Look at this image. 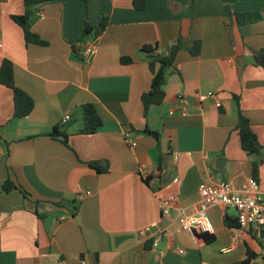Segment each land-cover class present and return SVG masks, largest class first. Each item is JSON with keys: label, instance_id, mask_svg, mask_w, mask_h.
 <instances>
[{"label": "crops", "instance_id": "crops-1", "mask_svg": "<svg viewBox=\"0 0 264 264\" xmlns=\"http://www.w3.org/2000/svg\"><path fill=\"white\" fill-rule=\"evenodd\" d=\"M143 2L142 8L133 0L37 5L31 30L47 41L38 45L26 43L11 19L24 12L23 0H0V63L12 62L16 86L34 100L28 115L14 118L12 91L0 84V186L10 178L28 193L0 187V264H264L262 234L240 229L234 219V227L225 223L236 218L232 208L206 211L214 227L204 233L209 242L178 228L182 214L197 210L199 184L240 186L254 177L255 157L241 148L235 127L234 96L262 146L254 178L264 191V70L253 57L264 50V0L231 4L235 12H261L246 26L222 0ZM103 18L107 25L87 62L82 42L94 31L84 35V27ZM178 38L183 48L166 76L164 99L144 116L141 94L151 72L140 49L155 45L163 53ZM193 40L200 42L197 55L189 52ZM208 92L213 97H202ZM84 103L102 120L92 134L77 132ZM66 114L71 118L61 124ZM60 125L69 146L48 135ZM169 195L176 201L163 214L160 203Z\"/></svg>", "mask_w": 264, "mask_h": 264}, {"label": "trees", "instance_id": "trees-1", "mask_svg": "<svg viewBox=\"0 0 264 264\" xmlns=\"http://www.w3.org/2000/svg\"><path fill=\"white\" fill-rule=\"evenodd\" d=\"M54 0H23L24 12L21 15H11V19L16 22L22 29L24 40L26 43H33L38 45H47V41L39 37L38 34L31 30V17L34 13L35 7L37 5L50 2ZM65 1V0H61ZM87 2V0H83ZM225 5L226 13H232L236 22L240 26H246L250 23L259 21L262 18L260 11H250V12H235L232 11L231 4L237 0H222ZM134 6L136 8H142L144 5L143 0H133ZM107 21L105 18L95 27L92 28L87 24L84 27L83 34L86 35L91 31H94L95 35H99L106 27ZM81 42V39L78 41ZM79 56V48L74 47ZM183 48V43L180 38L176 39L172 44H170L166 52L160 53L157 51L155 45H145L140 50L144 52L145 58L148 64V68L151 72L150 85L147 91L141 94V101L143 105V113L146 116L147 111L150 106L158 105L162 102L165 96L164 86L166 83V76L174 67L176 53ZM200 51V42L198 40H193L192 45L189 48V52L192 55H197ZM254 62L257 66L264 70V50L259 49L254 51ZM122 62H130V57L121 58ZM0 84L6 86L12 91V104H13V117L21 118L30 113L34 107L33 98L24 90L16 86L14 82V72L13 64L9 59H2L0 63ZM236 109H237V124L236 130H238L241 148L248 154L253 155L255 159L252 162V175L257 178L259 166L263 160V150L262 146L257 140L256 134L251 128L249 119L243 114L239 106V97L234 96ZM77 112L80 115L81 126L77 130L81 134H92L101 126L102 120L98 115L96 108L91 103H84L77 107ZM65 125H60L59 127H54L48 135L52 138L60 137V140L66 146L68 145V133L65 129ZM156 138L159 137L158 133L153 132ZM90 166L95 168L100 172L99 167L94 162L88 163ZM102 170H105L102 168ZM147 181V179H144ZM1 190L8 192L12 189H17L24 196L28 197V193L25 189L16 184L10 178H6L1 183ZM74 213V212H73ZM38 217H42L41 214L37 213ZM237 218H226L225 223L229 227H234ZM238 223V222H237ZM205 241H211L212 236H207L202 234ZM245 263L242 261L240 264Z\"/></svg>", "mask_w": 264, "mask_h": 264}, {"label": "built area", "instance_id": "built-area-1", "mask_svg": "<svg viewBox=\"0 0 264 264\" xmlns=\"http://www.w3.org/2000/svg\"><path fill=\"white\" fill-rule=\"evenodd\" d=\"M38 15L43 17L39 12ZM96 38L94 34L92 39L82 42V58L89 62L96 51ZM1 46V40H0ZM202 97H213L212 92H208ZM71 116L66 114L61 119V124L70 120ZM126 141L130 145H135V142L125 135ZM2 150L0 148V155ZM176 157V154L174 155ZM139 173L146 179L147 170L145 167H140ZM178 179L174 177L172 182ZM89 194V190L79 191L81 194ZM199 202L195 213L182 214L178 219V228L187 231L191 234L213 233L214 227L211 223L206 211L213 206L220 205L223 207L232 208L235 211L238 226L243 230L257 229L264 238V191L259 189L257 180L254 177H249L240 186H235L230 182L221 180L214 183H201L198 185ZM175 195H169L160 203V209L163 214H168L170 209L175 204ZM154 226V225H151ZM148 229H142L140 233L145 235ZM153 246H157L153 242ZM182 252V250H180Z\"/></svg>", "mask_w": 264, "mask_h": 264}]
</instances>
